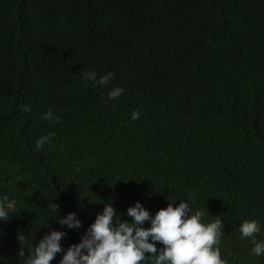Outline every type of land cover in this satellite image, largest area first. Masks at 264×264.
<instances>
[{
  "label": "trees",
  "instance_id": "16d2710c",
  "mask_svg": "<svg viewBox=\"0 0 264 264\" xmlns=\"http://www.w3.org/2000/svg\"><path fill=\"white\" fill-rule=\"evenodd\" d=\"M88 70L113 72L121 97L85 83ZM71 82L78 113L44 121ZM0 85V196L14 207L0 264L51 230L78 243L106 202L130 222L137 201L154 215L181 200L224 221L227 264H264L239 232L257 220L264 239V0H0ZM209 112L226 146L199 150L180 115ZM52 201L83 226L54 228Z\"/></svg>",
  "mask_w": 264,
  "mask_h": 264
},
{
  "label": "clouds",
  "instance_id": "9594fccd",
  "mask_svg": "<svg viewBox=\"0 0 264 264\" xmlns=\"http://www.w3.org/2000/svg\"><path fill=\"white\" fill-rule=\"evenodd\" d=\"M114 75L108 71L98 78L96 71L82 72L85 83L94 82V86L107 85L109 100H117L124 92L123 88L109 84ZM3 91L6 89L0 85V92ZM76 92L77 89L71 82L66 91H61L55 111L49 109L42 119L59 122V116L64 117L67 112L77 114L80 99L75 95ZM21 111L31 112L32 107L25 104ZM171 114L173 117L172 111ZM140 115V112L134 111L130 118L136 121L140 119ZM180 118L183 120L182 127L189 130L190 138L193 139L196 133L199 135V150L205 149L213 139L219 140L216 146H226L223 139L212 136V112L196 117L181 114ZM53 138L54 133L37 138L36 150H40ZM48 213L57 221L54 228L60 225L68 230H76L83 226L75 212L61 216L59 205L53 201L48 207ZM13 214L14 207L9 197L0 196V224L8 222ZM127 216L131 218L130 222L122 218V214L118 213L111 202H106L78 243L65 249L61 242L67 232L51 230L38 244L30 246L29 255H25V250L20 248L17 264H50L58 254H62L59 264H144L148 258L151 259V264H227L221 257L219 247L220 238L224 235V221L219 216L212 222L205 223L204 212L199 209L194 211L185 200L178 204L168 202L166 208L158 210L154 215L137 201L127 209ZM261 231L262 225L257 220H245L239 226L240 238L250 239L253 245L252 255L258 258L264 256V239H257ZM20 240L19 236V242Z\"/></svg>",
  "mask_w": 264,
  "mask_h": 264
}]
</instances>
